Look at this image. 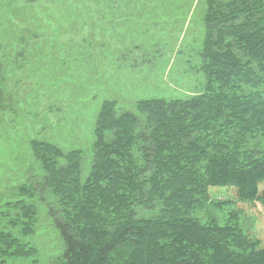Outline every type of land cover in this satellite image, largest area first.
I'll use <instances>...</instances> for the list:
<instances>
[{
	"label": "trees",
	"instance_id": "trees-1",
	"mask_svg": "<svg viewBox=\"0 0 264 264\" xmlns=\"http://www.w3.org/2000/svg\"><path fill=\"white\" fill-rule=\"evenodd\" d=\"M94 2L0 0V110L10 101L5 82L15 60L47 30H82ZM205 3L201 93L141 100L137 113L105 100L86 179L81 151L30 142L45 175L18 191L21 200H0L18 215L0 218L22 225L21 236L33 234L32 200L45 195L64 243L56 264H264L262 240L243 230L237 212L224 222L198 217L208 206L222 211L229 204L212 202L214 189H231L238 203L264 209V0ZM126 4L110 0L109 9ZM35 253L0 231V256Z\"/></svg>",
	"mask_w": 264,
	"mask_h": 264
},
{
	"label": "rangeland",
	"instance_id": "rangeland-1",
	"mask_svg": "<svg viewBox=\"0 0 264 264\" xmlns=\"http://www.w3.org/2000/svg\"><path fill=\"white\" fill-rule=\"evenodd\" d=\"M94 1L89 15L81 18L82 30H47L37 46L15 60L6 78L10 101L0 110L3 204L21 200L18 191L45 175L31 149L32 140L54 144L65 153L81 151L86 179L94 155L96 119L105 100L117 101L119 110L137 113L141 100L186 99L204 90L199 53L205 35V0H122L126 8L117 9H109L110 0ZM210 195L212 202L229 204L222 211L208 206L199 218L224 222L237 212L243 230L264 244L262 207L238 203L231 189H214ZM32 202L37 221L27 237L21 236L22 225L9 224L7 218L16 220L18 215L0 205L4 208L0 217L5 211L9 216L0 218V231L36 250L30 257L0 256L2 264H56L63 257L64 243L49 214L51 202L41 193Z\"/></svg>",
	"mask_w": 264,
	"mask_h": 264
}]
</instances>
